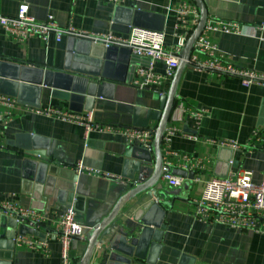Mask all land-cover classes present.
Returning <instances> with one entry per match:
<instances>
[{"label": "crops", "instance_id": "crops-1", "mask_svg": "<svg viewBox=\"0 0 264 264\" xmlns=\"http://www.w3.org/2000/svg\"><path fill=\"white\" fill-rule=\"evenodd\" d=\"M182 1L193 2L0 0V14L16 16L19 6L26 3L29 14L41 22L53 15L61 28L73 26L87 32L111 31L127 36L134 27L126 25L129 10H139L149 18L148 22L163 27L166 46L174 48L180 34H175L176 8ZM204 2L209 18L216 16L241 23L237 33H210L220 50L234 64L264 73V30L257 29L264 19V0ZM2 60L43 70L29 72L30 80H42L39 97L34 90L27 92L28 101L38 98L40 108L18 102L7 123L1 126L0 202L14 201L22 208L44 214L40 226L23 224L34 230L27 236L47 243L36 248L15 243L12 262L2 264H63L60 238L55 234L59 215L72 207L78 222L91 228L112 210L127 188V181L138 180L141 171L153 167L154 154L138 143L129 144L118 133L95 131L87 139L81 124L42 111L53 108L78 115L91 112L93 121L101 125L138 128L134 121L146 118L147 109H159L162 95L156 89L141 88L134 83L137 68L147 67L148 58L127 48H104L76 36L63 35L57 40L52 34L48 40L39 37L16 40L0 28ZM164 69L163 63H155L157 72ZM77 78L89 82L86 93L73 88ZM170 84L163 86L166 94ZM190 111H203L204 116L197 122L189 115ZM156 124L157 121L151 120L148 128ZM262 126L264 85L247 87L236 77L200 72L188 65L180 79L168 125L174 133L170 150H164V162L171 163V170L193 171L194 179L183 176V184L176 188L159 184V191L179 192L161 197L169 203L161 221L165 228L159 236V247L152 249L149 244L158 235L152 226L149 241L145 239L138 246L116 237L118 233L128 240L141 236L142 223L135 219L154 199L140 195L122 210L116 226L97 245L89 264H264L263 234L195 216L196 202L213 177L250 169L253 180L262 181L264 140L246 146L252 143L254 129ZM223 142H235L239 147ZM40 152L45 156L38 155ZM187 159L203 160L204 166L186 168ZM42 163L49 165L47 172ZM134 227L136 231L131 233ZM86 246L84 238L72 243V264L79 263Z\"/></svg>", "mask_w": 264, "mask_h": 264}, {"label": "built area", "instance_id": "built-area-1", "mask_svg": "<svg viewBox=\"0 0 264 264\" xmlns=\"http://www.w3.org/2000/svg\"><path fill=\"white\" fill-rule=\"evenodd\" d=\"M200 18L195 3L182 1L176 8L175 34L178 42L174 48L166 46V32L143 27H133L127 36L108 32H87L78 30L73 26L61 28L53 15L46 21H38L29 14V5L23 3L19 6L16 16L10 17L0 14V28L9 32L16 40H28L39 37L48 40L54 35L60 40L63 35L87 38L104 48L111 46L127 48L133 54L148 58L147 67H138L135 84L141 88H153L166 94L163 86H168L173 79L180 62V52L186 45L190 34L197 26ZM257 29L264 30V19L257 25ZM241 30V23L236 20H227L219 17L208 18L205 28L189 59V65L200 72L216 73L218 75L236 77L244 86L254 84L264 85V73L254 69L234 64L230 56L220 50L219 46L210 38V33H237ZM161 62L165 69L163 72L155 70V63ZM18 104L16 98L0 93V136L3 134L2 125L11 117L13 109ZM41 112V109H37ZM42 112L56 115L59 119L78 123L85 128V137L88 139L91 132L105 131L118 133L125 137L129 144L138 143L150 149L153 145L156 126L147 129L133 127H116L101 125L93 121L92 113L87 115L73 114L68 111L45 108ZM189 115L199 122L203 111H190ZM174 129L168 128L163 139V151L170 150ZM264 140V126L254 129L251 140L246 146H254L255 141ZM232 147H239L235 142H223ZM230 164L233 160L229 161ZM196 166L203 168V160L187 159L186 168ZM110 178L114 176L107 174ZM185 178L175 175L171 170V163L164 162L160 185L176 188L183 184ZM0 212L14 217L18 223H25L31 227L43 224L45 217L41 212L20 207L14 201H1ZM196 218L214 224H221L229 228L253 231L264 235V174L261 182L253 180V171L246 169L240 173L229 171L225 177L216 176L210 179L203 190L201 199L196 202ZM89 230L87 226L78 222L77 212L74 208H67L59 215L55 234L59 236L63 264H72L71 245L75 240L83 239ZM15 243L30 248L46 246L45 240H36L27 235H18Z\"/></svg>", "mask_w": 264, "mask_h": 264}, {"label": "water", "instance_id": "water-1", "mask_svg": "<svg viewBox=\"0 0 264 264\" xmlns=\"http://www.w3.org/2000/svg\"><path fill=\"white\" fill-rule=\"evenodd\" d=\"M193 2L196 4L200 13L199 22L190 34L186 45L180 52V62L171 81L170 88L167 94L161 96L159 109H147L149 115L146 118L134 121V126L141 129H147L151 120L157 121L154 131L153 145L149 149V151L154 154V165L150 170L146 169L145 171H141L138 180H135L134 182L127 181V188L123 190V193L113 206L112 210L101 219L96 220L94 225L89 228L84 237V240L87 242V246L78 264L90 263L91 257L97 245L104 237L111 234L112 229L119 221L122 210L129 204V202L140 195L154 199L149 202L147 206L142 208V215L135 219L137 222L142 223L141 236L128 240L125 235L118 233L116 237L122 238L124 243H129L131 246H138V244L145 239H148L149 241V238L151 237L150 234L154 231L150 228V226H152L157 229L156 233L158 235L152 238L153 242L149 241V244L152 249L160 246L159 236L165 228L161 221L165 213V205L169 203L167 201H163L161 197H170L179 193L178 190L165 192L158 190L160 178L164 168L163 139L168 129L170 117L178 96V85L180 79L185 68L189 65L188 61L193 52L196 41L203 32L209 18L208 9L204 0H193ZM129 12L130 17L126 21V25L158 31L163 30L161 25L157 26L151 24L150 21L148 22L149 18L144 17L145 14H142L141 11L130 9ZM34 70H39V72L43 71L41 68H31L10 60L0 61V93L16 97L18 102L27 103L40 108L41 103L38 98L29 102L27 97V92L29 90L36 91L37 97H39V93L41 91L40 85H42V80H30L32 78L29 72ZM88 85L89 82H86V80L81 78H77L73 82V88L77 89L79 92L84 91L86 93ZM91 87L93 86L91 85ZM90 92L91 94L93 93L91 90ZM38 155L45 156L43 152L38 153ZM41 165L43 170L47 172L49 165L46 163H42ZM172 173L175 175L187 176L191 180L194 179L195 174L193 171L187 172L180 169H173ZM135 231L136 227L132 228L131 233H135ZM29 233H34V230L23 223H18L12 216L4 214L0 215V264L12 262L13 251L15 248V238L18 235H26ZM75 242L76 240L73 243Z\"/></svg>", "mask_w": 264, "mask_h": 264}]
</instances>
